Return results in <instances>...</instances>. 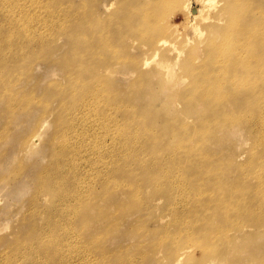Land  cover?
I'll return each instance as SVG.
<instances>
[{"label": "rangeland", "instance_id": "obj_1", "mask_svg": "<svg viewBox=\"0 0 264 264\" xmlns=\"http://www.w3.org/2000/svg\"><path fill=\"white\" fill-rule=\"evenodd\" d=\"M158 1L160 6L157 8ZM248 1L253 3L251 9L250 5L239 8ZM211 2H214L211 7L207 0L21 2V6L30 8L29 19L42 36L35 35V53L32 54L26 48L22 49L25 41L18 37L14 38L12 48L6 47L7 42L1 47L5 51L3 56L17 55V62L9 61V75L12 72L18 74L21 87L15 92L8 85L0 87L4 91L3 100H0V264H123L126 261L122 258L139 255H146L144 264H175L180 255L178 264H211L208 258L201 259L203 252L197 243L202 241L201 231L219 229L220 225L230 231L227 242L220 240L210 248L221 255L220 264H264V229L260 227L264 212L258 213L260 200L264 197V161L254 165L250 162L252 153L261 152L262 147L256 150L255 143L260 132L256 129L252 133V124H239L235 110L236 100L245 91V86H238L240 77L233 78L237 82L231 89L214 87L207 92L215 95L213 100L206 101L201 93L191 88L192 79L187 73L197 69L189 62L191 56L200 52L206 54L212 40L219 44L223 36L219 31L209 28L212 32L208 37L210 31L204 30L209 23L224 26L225 15L228 22L233 19L232 26L242 30L239 38L244 39L250 49L262 50L264 0ZM229 3L237 6L232 14L222 11ZM11 5L7 3L4 9L0 7V39L15 34L12 27L16 25L13 29H19L18 24L22 22L12 21L14 12L11 10L18 9V5H13L14 9ZM23 7L18 10L25 11ZM190 10L203 12L201 22ZM6 15L11 21L5 18ZM150 15L153 21L149 20ZM24 16L22 13L19 17ZM196 26L204 31V37H198L194 30ZM74 27L80 33V39L74 36ZM259 37L261 40L257 43ZM83 58L88 63H82ZM169 68L172 70L170 76ZM73 69L83 77L90 74L94 77L102 71V85L105 86L102 90L115 91L119 99L125 100L126 110L135 105L141 108L138 115L143 117L139 121L149 129L147 132L150 129L159 131L162 136L151 146H144L134 132L125 131L129 112L126 115L118 112L112 118L113 111L103 108L101 98L93 106L89 101L85 115L72 127L73 143L81 142L86 147L66 151L65 160L70 171L65 176V191L69 196L65 206L56 208L55 205L58 211H52L54 205L50 197L40 193L37 172L50 162L55 149L52 142L59 139L60 127L72 121V117L59 114L60 98L50 102L52 107L47 111L41 103L29 107L23 105L21 113L19 109L11 112L9 107L17 105L24 91L31 89L33 94L35 90V97L49 104L44 96L52 98L61 90L65 93L69 85L64 75ZM255 70L251 66L246 74L252 77ZM245 79L241 77L240 80ZM201 81L198 82L201 84ZM202 84L208 85V81L203 80ZM260 84L264 88V79H260ZM186 93L190 100L183 102L181 97ZM188 106H194V112L187 110ZM248 112H254L251 104H248ZM208 117L210 122L201 127L204 131L191 127L195 123L200 126ZM232 119L237 120L233 130L225 124L226 121L234 122ZM10 120H13L12 124L7 125ZM160 120L163 123H159ZM147 132V137L157 136ZM180 132L189 142L183 144L191 146L189 151L175 153L176 158L181 155V167L187 169L188 176H201L203 183L213 184L208 187L211 191L205 198L195 200L197 211L204 213L194 226L200 231L197 235L191 231L190 223L182 220L173 223L172 210L165 206L166 201L154 199L149 204L151 214L127 202L128 192L132 189L142 195L151 190L144 187L152 177L146 170H139L134 164L127 166L124 174H116L114 182L118 186L113 192L106 193L101 186L113 169L129 160L166 157L168 154L161 146L178 141ZM35 133H38L37 137L31 139ZM128 133L134 151H126ZM256 168L263 172L258 174L260 179L249 174ZM222 194L226 195L225 201L220 199ZM206 201L210 205H206ZM222 203L233 211L239 207L245 209L218 213L209 208L222 206ZM86 204H89L87 208ZM190 206L194 207L193 204ZM62 209H65V216H60ZM237 223L240 227L234 229ZM209 226L210 229L202 228ZM163 229L166 230L161 231ZM159 237L180 241L172 263L167 261V248L148 251ZM194 243L196 245L192 246ZM188 247H191L190 251H187Z\"/></svg>", "mask_w": 264, "mask_h": 264}, {"label": "bare ground", "instance_id": "obj_2", "mask_svg": "<svg viewBox=\"0 0 264 264\" xmlns=\"http://www.w3.org/2000/svg\"><path fill=\"white\" fill-rule=\"evenodd\" d=\"M8 1L0 0L1 9H4V5L7 3H11L12 8L13 5H15L16 7L18 5L17 8L20 10L23 7L21 6V2L23 0H8ZM32 1L37 2L39 0H32ZM211 1L213 0H207L208 5L210 7L213 6L214 4V2ZM249 5L251 9V5L253 6V3L250 1L244 3L239 8H244ZM159 6H160V2L158 1L157 8ZM235 8H237V6L234 3H229V5L224 7L222 11L223 12L228 11L229 13L232 14ZM18 9L15 8V10H11V11L14 12V17L12 18V21L15 20L14 23L16 21L17 22L22 21L20 24H18L19 22L18 23L16 22V24L19 25V29H17L18 27H16V29H13V27L15 28L16 25L15 26L12 25L13 27L11 31L13 32L14 30H16L14 32L15 34H11L6 38L0 39V87L2 85H8L9 87H11V91L14 90V92L15 90L17 91L18 87H21V85H19L21 83V79H19L20 76L18 74H14V72L10 73L9 75V70H10L9 61L10 62L13 61L12 64L17 62L15 61L17 55L11 56L10 58L5 57L3 56L5 51L1 49V47L4 45V42H7L6 47L12 48L13 44H15L14 38L18 37L19 39L25 41L22 49L26 48L29 54H32L35 53V50H33L36 44V41H34V39H36L35 35L42 36V33L39 30L33 28V26H35L34 22L29 19L30 8L23 7V9H25V11L23 10V12L19 11ZM189 12L192 13L195 19L201 22V19L203 18L202 11L190 10ZM22 13H24L25 16L20 18L19 16H22ZM148 17L150 21H153L152 15ZM5 18L8 19L9 18L8 15H6ZM225 18H226V24H224V26L219 24L213 25V23L207 24V27L204 30L205 32L209 28L210 29L214 28L215 30L220 32L221 36L222 35L223 36L219 41L218 45H216V42L213 40L208 44V47L206 48V54H201L200 50H197L196 52H200V53L190 57L189 62L195 64V66H197V69L194 72H189L188 70L187 73L192 79L191 88L201 93L202 97L205 98L206 101L213 100V96L215 95H213L212 93L207 94V92L210 89H213L214 87H216L217 90L220 88L226 90L227 88L231 89L233 87V84L236 83L237 81L241 82L238 84V86L240 87L245 86V91L236 100L237 106L235 110L237 111L236 115L239 124L241 125L252 124L253 126L250 128L251 132L253 133L256 129H258L260 132V135L258 136V139L255 141V143H256V150H259L262 147L261 150H259L261 152L252 153L250 158L251 164L254 165L260 163L261 161H264V88H261V84H260V79H264V43L262 44L263 47L262 50H256L257 48L250 49L245 43V40L239 38V32H242V30L232 26L233 24L232 18L229 20V22L227 21L226 15ZM9 20L11 21L10 18ZM27 20H30V22L25 23ZM233 28H235L236 30H232ZM73 30L75 32L74 36L76 37V39H80V33L76 32V27H74ZM194 30L198 32V37H204V31L201 32L198 26H196ZM208 31H210L209 34L207 35L209 37L212 31L211 30ZM26 36H28V38H26ZM260 40L261 38L259 37L257 43ZM33 41L35 42V44L33 43ZM80 58L82 59V57ZM84 60L86 59L83 58L82 63L85 64L88 63ZM90 60L92 61L91 58ZM147 64L148 63H144V65ZM158 65L160 67H165L163 63H158ZM251 66L253 68H256L254 75L252 77L246 74L247 69ZM169 70L170 71L168 72V76H170L172 73L171 72L172 70L170 68ZM65 73L66 74L64 75V80H67V84L69 85V87L67 88L65 93H63L62 90L58 91L61 93L57 94L56 96L53 95L52 98L44 94L45 100L46 102H49V104L43 103L39 98L35 97L34 96L35 90L33 89L34 92L33 94L31 92L32 91L31 89L30 91L29 90L24 91L25 93L21 96L20 99H18L17 105H13V107H9V110H11V112H16L19 109V113H21L24 106L29 107L30 105L41 103L43 104V108H45V111H47V109L51 106L50 102H53V100H56V98H60L62 102L60 107L57 108L59 114L63 115L62 117L66 115H71L72 117V121L68 123H64L62 125V128L60 127L59 132L61 136L59 137V139L55 138L54 141L52 142L53 145H55V149H53L50 162H48V165L46 167H44L43 169L37 172V177L39 179V184H40V193L50 197V201L54 205V209L52 211H58L56 209L57 207L65 206V202L69 196V194L65 191L66 188L65 176L66 173L70 171V167L68 166L65 160L66 151H73V148H77V147H81V148L86 147L83 146L84 144H82L81 142L73 143L72 140L75 134L72 130V127L77 122H79L81 118H83V116L85 115L86 113L85 110L87 108V104L89 101L92 103L93 106L96 102H98V99L101 98L103 108L111 109V111H113L112 118H114V115L117 114L118 112L119 113L123 112L125 115L129 112L130 116H128V124L125 128V131L134 132L135 135L138 136L140 140L142 139V142L145 144L144 146H151V144L155 142L154 141L155 139H161L162 136V134H159L160 133L159 131L157 132L151 131L150 129V131L147 132L149 129L146 128L145 124L142 125V123L139 121L141 119L140 117H143V116L139 117L138 115V113L141 114V112L139 111V109L141 108H138L135 105L131 110H126L125 107L127 105L124 103L125 100L119 99L115 91L111 92L108 91L106 88L102 90V87H105L102 85V82L104 80V74L102 73V71L98 73L99 76L96 75L94 77L92 76V74H90L91 76L83 77L79 72H77L76 69H73L72 72L66 71ZM238 77H240V79L241 77H246V79L244 81H241L240 79L234 81L233 78L237 79ZM8 80L9 82H7ZM199 80L202 81L207 80L208 85L202 84V81L200 84L198 82ZM230 81H234V82L228 84ZM1 89H0V100H3L4 91ZM69 95L72 96L70 100L67 103H65ZM188 96H189L188 93L184 94L181 97L182 101L186 102V100H188ZM248 104H251L253 106L254 112L252 114H249L248 112ZM21 105L24 106L21 107ZM17 106L18 107L20 106V108L16 109ZM193 107L194 106H188L187 110H190V112L192 111L194 112ZM198 113L200 115V111ZM74 119H76V121H74ZM232 120L234 122H232L231 124L228 123L227 121L225 122V124H229L227 127L231 130L234 129V123L237 122V120L234 119ZM12 121L13 120L8 121L9 123H7V125L12 124ZM209 122H210V117H208L205 120H202L200 126L197 127L196 126L197 123H195L191 127L194 126V128L196 129L199 128V130L204 131V128L201 129L202 125ZM159 123H163L162 120H160ZM146 132L157 134V136L152 135L150 137H147L145 135ZM190 133L191 131H189V134ZM178 134L181 135L182 133L180 132ZM37 135L38 133H35L34 135L31 136V139L36 138ZM129 136L131 138L130 133H128L127 140L125 143V145L127 146L126 151H134L132 148L133 143L130 141ZM95 139H97V135H95ZM177 140L178 141L176 142L169 141V143L161 146L164 149V151H166V153L168 154L166 157L162 159H155L154 157H150V159L148 158V160H144V159L135 160V161L129 160L123 165H118L115 169L111 171V174L108 177V179L105 178L103 180L101 186L106 189V193L113 192L112 190L116 189L118 186V184L114 182L115 178L117 177L116 174H124L125 169H127V166L134 164L137 166L139 170H143V171L146 170L147 173H151L152 177L149 182L145 183L144 187H148L151 190L144 192L142 195L140 191L131 188L132 189V190L130 189L131 192H128L127 202H130V204L134 208L137 207L138 209H142L144 212H148L149 214H151L150 207L152 206L149 204L153 203L154 199L155 200L161 199L163 202L166 201L165 206L171 207L172 210V217L174 218L173 223H176L179 220L190 223L191 225L189 224V226H193L191 228V231L194 233V235H197L200 231L194 228V226L198 225L199 218L202 216L201 214L204 213H200L199 211H197V204L195 200L197 198L199 199V197L205 198V195L209 193V191H211L210 189H208V187H210L213 184H210V182L203 183L201 176L198 178L193 176H188L187 169L181 167L182 166L181 155L176 158L175 153L177 151H189L191 146H187V144H189L188 139L183 138L182 135L179 136ZM29 142L31 143L30 139L28 140V144H27L28 146H29ZM184 142H186L187 144L186 145L183 144ZM197 159H199V157H197ZM200 159L203 160L202 158ZM211 161L214 160L212 159ZM16 169L17 171L19 170V168ZM200 169H202L201 166ZM260 169L261 168H256V170L250 171L249 174L251 176H254L255 178L260 179L258 174H263V172L260 171ZM35 175L33 176L35 177ZM225 185L223 187H225ZM220 199L225 201L226 195L222 194V198ZM87 202L89 203V201ZM206 202H207L206 205L209 204L208 201ZM83 204H85V202H83ZM192 204L194 205L193 208H191L190 206ZM88 205L89 204H86L84 206L87 208ZM154 207L156 208L157 205L155 204ZM209 208L210 210H214L218 213L221 212L234 213L245 209L239 207L237 211H233L227 208L226 203H222V206L219 207L212 206ZM222 208L225 211L221 210ZM262 212H264V197L262 198V200H260L259 208H258V213L262 214ZM162 214H165V209H162ZM60 216H65V209H62ZM261 223L262 224L260 225V227L264 229L263 219L261 220ZM115 225H118V222H116ZM239 227H240L239 223L233 226L234 229ZM202 228L210 229L211 226L202 227ZM164 230L166 229H163L161 231ZM179 230L180 229L176 231L179 232ZM229 232H230L229 229L222 225L219 226V229L201 231L202 236L200 238L202 241L200 243H197L198 249L203 252V254H201V259L208 258L211 261V264H220L221 255L215 249H210V248H213V246H215L220 240L221 241L225 240V242H227ZM171 237H164V238L159 237L158 242L155 243L154 245H151L152 247L151 249H148V251L150 250V252H156L161 247L167 248L168 251L167 261L168 263H172V261L177 255L178 248L176 249V247L178 246V243L180 241H178L177 239H170ZM167 240L170 241L166 242ZM194 245H196V243L192 244V246ZM191 247H188L187 251H190ZM180 258L181 255L176 259L175 264H178ZM121 260L126 261L123 264H144V262L146 261V255H139L138 257H133V258L124 257ZM151 260L154 261L155 258L152 257Z\"/></svg>", "mask_w": 264, "mask_h": 264}]
</instances>
